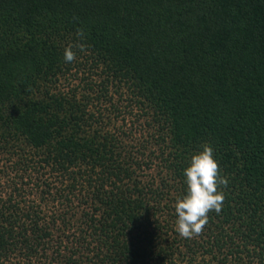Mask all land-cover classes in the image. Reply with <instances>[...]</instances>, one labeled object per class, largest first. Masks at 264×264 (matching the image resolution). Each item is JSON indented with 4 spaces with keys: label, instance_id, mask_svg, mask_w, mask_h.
<instances>
[{
    "label": "trees",
    "instance_id": "trees-1",
    "mask_svg": "<svg viewBox=\"0 0 264 264\" xmlns=\"http://www.w3.org/2000/svg\"><path fill=\"white\" fill-rule=\"evenodd\" d=\"M85 65L96 94L51 91ZM109 86L147 118L141 143L110 131ZM204 145L225 199L185 239L175 205ZM2 164L0 264H264V0H0Z\"/></svg>",
    "mask_w": 264,
    "mask_h": 264
},
{
    "label": "clouds",
    "instance_id": "clouds-1",
    "mask_svg": "<svg viewBox=\"0 0 264 264\" xmlns=\"http://www.w3.org/2000/svg\"><path fill=\"white\" fill-rule=\"evenodd\" d=\"M78 36L83 38V30H78ZM73 45L64 51L66 63L77 59ZM75 47L83 52L86 46L77 44ZM186 177V195L175 205L177 232L181 238L192 239L202 234L208 224V213L219 214L223 207L225 194L220 190L226 187L228 180L220 175V166L214 159L213 150L209 145L203 146V151L192 156L190 166L184 170Z\"/></svg>",
    "mask_w": 264,
    "mask_h": 264
},
{
    "label": "rangeland",
    "instance_id": "rangeland-1",
    "mask_svg": "<svg viewBox=\"0 0 264 264\" xmlns=\"http://www.w3.org/2000/svg\"><path fill=\"white\" fill-rule=\"evenodd\" d=\"M84 61V60H83ZM82 61V62H83ZM87 67L88 65L83 66V68L81 70H79V74H74L73 70L69 73V74H64L62 76H59L57 79L56 84L53 86H51V91L53 92H57L60 94H65L68 95L72 92H74L78 97H81L82 95L85 97H92V95L88 92H86L85 90L82 89V86L85 87V83H89L94 85V94H96V92H98L97 88L100 86V78L97 77L95 74H92V72H88L87 71ZM81 75V76H80ZM53 88V89H52ZM108 93H107V97L110 95L112 96V103L114 104V102L119 103L117 105L118 109H116L117 107H115L116 110H113V112L109 111L108 113H106V117L109 120V126H112L110 129V131L114 132V134L116 135V137H118V139H120L121 141H123V143H126L129 145L134 146L135 144L141 143V141L143 139H145L146 134L149 132V130L146 132H144V130H146V127H144V125L146 124L147 118L146 117H135V110L134 108H131V112H129V108L127 107V95L124 91V88H114V86H109V88L107 89ZM116 92H113L115 91ZM104 93V92H103ZM103 98H100L99 102H95V101H88L87 105H89V109L91 110V112H95L96 113V108L99 107V111L101 113L102 109H105V107H107V103L103 102L102 100ZM89 100V99H88ZM100 105V106H99ZM104 106V107H103ZM103 113V111H102ZM124 120V123L122 122ZM105 127V126H104ZM131 143V144H130ZM5 165L2 164L0 165V169H4ZM140 172L144 175H146V177L144 178V180H147L148 177H151V179L153 180L155 177H162L165 174V170L161 165H156V164H149L147 165V168L145 169H141ZM24 173V172H23ZM21 173V174H23ZM27 173V172H26ZM25 173V175H26ZM158 173V174H157ZM2 174L0 173V178H1ZM26 180H23L24 183H28V185H32V187L35 185V180H29L28 178L24 177ZM0 183L1 180H0ZM27 186V185H26ZM174 186L178 189V186L175 185ZM179 190V189H178ZM180 193V192H179ZM34 196V195H33ZM47 199H51L53 198V202L54 205H52L51 203H49L47 206H41V208L44 209V212H52L54 213V211L56 210L57 212H62L63 211V206L64 204L61 202V200H56L58 199L57 196H54L53 194H50V196H45ZM55 200V201H54ZM76 204V202H74V205ZM62 206V207H61ZM46 208V211H45ZM66 210H69V207L65 208ZM166 212L162 213V215H165ZM77 224H74V236L77 235V229L75 228ZM73 231V229L69 230V232Z\"/></svg>",
    "mask_w": 264,
    "mask_h": 264
}]
</instances>
